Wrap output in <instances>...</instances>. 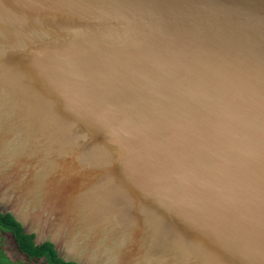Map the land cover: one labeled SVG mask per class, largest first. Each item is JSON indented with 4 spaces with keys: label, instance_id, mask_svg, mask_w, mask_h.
Wrapping results in <instances>:
<instances>
[{
    "label": "water",
    "instance_id": "obj_1",
    "mask_svg": "<svg viewBox=\"0 0 264 264\" xmlns=\"http://www.w3.org/2000/svg\"><path fill=\"white\" fill-rule=\"evenodd\" d=\"M0 212L65 262L264 264V0H0Z\"/></svg>",
    "mask_w": 264,
    "mask_h": 264
},
{
    "label": "trees",
    "instance_id": "obj_2",
    "mask_svg": "<svg viewBox=\"0 0 264 264\" xmlns=\"http://www.w3.org/2000/svg\"><path fill=\"white\" fill-rule=\"evenodd\" d=\"M0 231L10 232L19 247V250L29 259H42L44 264H76L65 262L58 257L53 245L46 242L42 245H35L34 236L23 232L21 225L14 219L11 214L0 212ZM0 264H21L13 261L1 247L0 236Z\"/></svg>",
    "mask_w": 264,
    "mask_h": 264
},
{
    "label": "rangeland",
    "instance_id": "obj_3",
    "mask_svg": "<svg viewBox=\"0 0 264 264\" xmlns=\"http://www.w3.org/2000/svg\"><path fill=\"white\" fill-rule=\"evenodd\" d=\"M1 247L6 254L13 260L21 264H44L42 259H29L17 247V244L10 232L0 231Z\"/></svg>",
    "mask_w": 264,
    "mask_h": 264
}]
</instances>
